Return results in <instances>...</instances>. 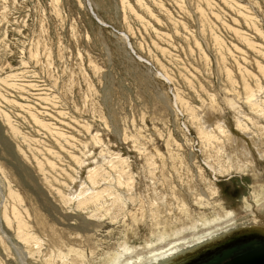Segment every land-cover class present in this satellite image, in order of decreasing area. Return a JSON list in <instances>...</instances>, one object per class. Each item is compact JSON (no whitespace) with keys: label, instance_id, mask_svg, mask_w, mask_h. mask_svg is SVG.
<instances>
[{"label":"rangeland","instance_id":"1","mask_svg":"<svg viewBox=\"0 0 264 264\" xmlns=\"http://www.w3.org/2000/svg\"><path fill=\"white\" fill-rule=\"evenodd\" d=\"M89 2L0 0V220L26 264H141L264 221V0ZM242 145L255 170L217 171Z\"/></svg>","mask_w":264,"mask_h":264},{"label":"bare ground","instance_id":"2","mask_svg":"<svg viewBox=\"0 0 264 264\" xmlns=\"http://www.w3.org/2000/svg\"><path fill=\"white\" fill-rule=\"evenodd\" d=\"M91 8H92V6H91ZM92 11L95 14L93 8H92ZM94 14H93V16L97 19V17L95 16L96 14L95 15ZM97 20L99 21V19H97ZM99 22L102 23L101 21H99ZM121 34L126 38L127 44L130 45V42L128 40L129 37H127V34L124 33V32H121ZM218 129H220V128H218ZM221 132H222V130H221ZM255 141H252L253 142V146L256 149L258 156L264 160V147H262V142L256 143ZM241 149H242V152H240L241 154L238 152L239 150L238 151L237 150L236 151H231V153L228 152L226 154V157H225L226 159H223V161H225L223 163V166H221V168L219 167V169L216 167L217 171H219L220 173L221 172L222 173L223 172L229 173L231 170H239L240 172L241 171H248L249 169L250 170H255L252 167V165H253V163L255 161H254L253 155L251 154V151L246 147V145L245 146L242 145ZM243 155H245L244 159L243 160H239L240 157H243ZM233 161L234 162L236 161V162L240 163L239 166L236 164V162L234 164H231V163H233ZM245 162H246V164H244ZM209 166L214 170V168L211 166V164ZM212 192L213 193L217 192V188H214L212 190ZM228 213H230L228 209L224 211L225 215H227ZM255 225H260V226L258 227V226H255ZM238 227L239 228H242V227L254 228L255 227V228L264 229V221H263V219L262 220L249 219L245 223L243 221H240V222L236 221V222L232 223L231 226H224V227H221L219 230L216 229V230L210 231V232H208L206 234H203V235H200V236H196V237H192V238H190L191 240H188V241H186L184 243L173 244L170 247H168L166 250L161 251L158 254H153L151 256H148L144 260H141V264H169V262L171 263V262H173V260L175 258H178V256L180 254H183L184 252L189 251L192 248H195L196 246H200V245H202L204 243H208L210 241L217 240L220 237L224 236L227 232L233 231L234 228L235 229H239ZM0 230H1L2 233L4 232L2 227H1V220H0ZM222 230L225 231V232H222ZM3 235L5 237H8L5 234V232L3 233ZM33 238H36V237H33ZM10 240L11 239L9 238V241ZM11 241H10L11 246L16 251V254L19 255V258H22V260H21L22 262L21 263L22 264H26L27 262L25 261L24 254H22L20 250H17L18 248H15L13 242H11ZM133 263H134L133 261H128L125 264H133Z\"/></svg>","mask_w":264,"mask_h":264},{"label":"water","instance_id":"3","mask_svg":"<svg viewBox=\"0 0 264 264\" xmlns=\"http://www.w3.org/2000/svg\"><path fill=\"white\" fill-rule=\"evenodd\" d=\"M178 259L172 264H264V229L232 232Z\"/></svg>","mask_w":264,"mask_h":264}]
</instances>
